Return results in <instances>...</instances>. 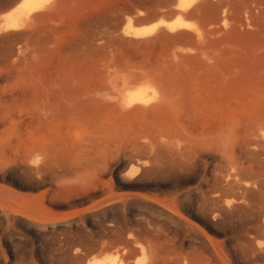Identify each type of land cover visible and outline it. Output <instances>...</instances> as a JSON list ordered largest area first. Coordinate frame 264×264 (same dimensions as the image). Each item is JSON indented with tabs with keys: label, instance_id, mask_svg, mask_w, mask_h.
Returning a JSON list of instances; mask_svg holds the SVG:
<instances>
[{
	"label": "rangeland",
	"instance_id": "obj_1",
	"mask_svg": "<svg viewBox=\"0 0 264 264\" xmlns=\"http://www.w3.org/2000/svg\"><path fill=\"white\" fill-rule=\"evenodd\" d=\"M18 1L0 0V16ZM60 1L65 4L60 15L44 26L57 33L59 47L43 70L45 84H27L28 71L23 77L12 72L9 76L15 77L0 78V91L61 87L64 67L70 84H87L93 94L99 90V97L110 99L125 80L148 77L154 84H181L190 71L199 73L227 55L235 62L231 76L244 73L245 84H264V0L236 5L210 0V8L201 5L184 17L194 32L163 30L144 40L122 34L127 20L133 18L136 27L172 22L176 0ZM33 23L0 32L1 66L33 57L36 42L24 36L40 26ZM75 127L29 133V141L57 138V161L71 168H61L55 177L42 178L15 164L4 167L0 156V264H87L106 256L116 264H264V147L246 144L241 125L234 136V161L224 158L221 146L201 149L198 160L183 158L174 143L175 153L171 146L163 149L172 157L164 160L168 166L158 169L150 163L137 175L131 174L136 161L127 151L133 133L146 137L143 125L119 137L105 135L97 121ZM259 138L264 141V128ZM136 241L148 250L140 251Z\"/></svg>",
	"mask_w": 264,
	"mask_h": 264
},
{
	"label": "bare ground",
	"instance_id": "obj_2",
	"mask_svg": "<svg viewBox=\"0 0 264 264\" xmlns=\"http://www.w3.org/2000/svg\"><path fill=\"white\" fill-rule=\"evenodd\" d=\"M209 1L176 0V4L172 10L173 15L176 16L174 21L166 22L161 20L153 25L136 27L133 25V18H129L122 34L126 37L144 40L163 30L170 33H177L181 30H192L191 26L184 21V17L198 10L201 5L207 6ZM215 1L218 4L221 2H233L234 4L237 2L239 4L244 0ZM63 5L65 4L60 0H19L10 10L0 16V32L2 33L22 30L28 25L31 26V24H33L31 27H34L37 25V23L34 25V21H38L40 25L37 28L35 27L36 29L34 28L30 33L24 35L31 41L36 42L34 43L37 46L35 45L36 49L33 57L24 60V63H21L22 60L16 58L13 59V63L9 65L5 64L10 68L8 73L4 72L6 66L4 67L0 64V78L4 79L9 74L14 75L12 72L18 74L17 77H23L26 71H28V78L31 81L27 84H45L47 75L44 77L43 70H47L54 56L53 54H57L59 47L56 43L57 33L55 31L52 32V28L50 27L51 32L47 31L44 26L60 15ZM245 5L247 6V4ZM140 14L142 15L143 12ZM207 17L209 16L207 15ZM184 35L189 34L184 33ZM60 54L62 56V53ZM37 56L40 59L39 62L36 60ZM232 67H235V62L231 61L229 55L218 56L215 62L199 68V73L202 72L205 76L201 75L200 77L199 73L192 74V71H190L189 75L183 76L180 79L181 84H174V80L172 81L173 84H154L148 77H140L132 81L125 80L120 90L119 87L121 85L117 86L119 90L118 94L112 95L110 99H102L105 98L104 96L102 98L99 97L101 95H98L101 92L99 90L98 93L93 94L92 89L90 90L86 86L87 84L83 87L72 85L73 83L70 84V76L64 67L59 71L61 87L30 89L26 86H18L19 88L17 89L7 90V86L4 88L5 90L0 91V156L4 167L15 164L23 166V168L30 167L33 173L42 178L47 176L55 177L61 168H71L66 165H69L70 162L65 164L67 167H64L62 164L64 162L57 161L60 153L58 142H56L57 138L49 140L38 138L39 140L29 141V133L34 130L43 132L45 129L55 132L63 127H67V129L75 127L76 123L92 124L94 121L101 123L105 127L104 132L108 137H119L126 133L129 136L134 132L132 131V126L143 125L146 137H142V133L137 131L130 136L129 140L131 145L127 152L136 161L134 163L135 168L131 171L133 175H137L140 170L144 167L146 168L150 163L155 164L154 167H158V169H160L159 167L168 166V164L166 165V161L172 157L171 154L170 157L168 156L169 153L165 155L167 151L164 152L163 149H166L164 148L165 146L170 149L172 145H175L174 143L177 144L178 147L176 148L179 155L183 158L188 155L194 157L192 159H197L196 157L204 152L201 149L206 147L211 149V147L221 146L219 148L221 150L224 149V158L232 160L236 155V151L234 153V136L240 125L247 134L245 136H248V143L245 142L246 144L249 146L263 145L264 147L262 137L259 138V131H263L264 128V84H245L246 75L244 73H242L241 77L237 78L234 74L235 76H232L235 78H233L231 76ZM192 69L195 70V68ZM196 70L195 72H197ZM11 77L9 76V78ZM102 94H104V90ZM77 130H79L78 133L83 131L81 129ZM175 139L178 141L174 142ZM179 140L184 141V144H186L183 145L182 141ZM69 143L71 145L73 141L71 140ZM172 149H174V146L170 150L175 153ZM175 155V157L179 156ZM223 156L220 157L223 158ZM76 158H79V156H76ZM165 159L166 161H164ZM77 160H73V165L75 162H78ZM164 162L165 164H160ZM0 165H3L2 162ZM248 186L249 184L247 186L245 184V187ZM134 243H136L140 251L145 252L148 250V246L146 247L143 243L139 241ZM137 263L143 264L141 262ZM87 264H116V261L106 256L103 258H93Z\"/></svg>",
	"mask_w": 264,
	"mask_h": 264
}]
</instances>
